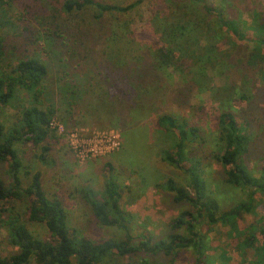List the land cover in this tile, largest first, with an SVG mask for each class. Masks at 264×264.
<instances>
[{"label": "trees", "instance_id": "16d2710c", "mask_svg": "<svg viewBox=\"0 0 264 264\" xmlns=\"http://www.w3.org/2000/svg\"><path fill=\"white\" fill-rule=\"evenodd\" d=\"M20 1L23 10L16 15L12 9ZM27 1L0 0V233L5 232L6 241L16 249L9 256L0 254V264H106L110 258L123 260L141 255L162 257L167 260L166 264H176L190 251L194 253L195 264H264V219L259 227L244 223L245 215L255 214L264 205L261 204L264 171L254 176L247 170L245 156L253 138L231 113L226 112L229 108L217 115L221 146L213 159L224 172V184L245 192V200L228 212L221 210L202 178L198 153L202 138L197 123L185 115L162 113L157 117L158 133L167 139L172 137L173 141L160 159L189 179V187L179 186L173 178H168L164 185L163 182L155 185L171 195L173 203H187V209L171 220L168 233L160 238L144 232L134 235L128 225L131 219L126 218L121 206L125 191L107 180L102 190L85 185L78 194L89 211L92 224L117 229L124 239L96 242L80 235L71 226L62 197L45 190L43 172H33L26 166L18 150L21 146H30L34 159L46 168H53L56 161L52 153L63 141L50 123L56 119L67 129L71 128L70 124L75 128L72 117L60 116L68 108L62 110L55 102L56 93L50 89L46 59L57 55L59 60H68L70 48L74 46L83 47H77L80 54H88L84 47L93 51L95 37L93 35L94 39L90 40V29L81 36L85 27L78 24L77 18L94 13L89 24L88 18H83V22L95 27L105 26L103 22L108 14L131 15L145 0L126 5L105 0ZM207 1L154 0L151 8L155 13L152 12L147 23L148 33L145 31L147 36L151 33L153 43L145 44L151 37H146L144 43L143 39L132 42L134 47L126 46L125 55L120 59L118 54L123 48L116 43L123 39L113 41L115 44L106 43L110 87L118 89L122 85L135 95L128 114L138 105L141 109L147 107L143 100L152 99V90L161 89L159 72L172 70L169 71L172 74L186 67L194 73L193 82L187 87L192 91L197 86L201 98L203 93L212 95L222 90H216L205 78L210 73L220 77L227 75L235 67L231 60L234 51L240 42H249L250 38L240 28L244 25L246 29V23L236 20L233 9L216 8ZM113 27L105 29L108 37H118V29ZM77 28L79 30L73 32ZM47 43H53L51 55L45 46ZM225 81H228L226 76ZM229 91L233 89H227ZM97 93L93 104L95 114L105 116L111 105L110 95L107 91ZM75 94L72 92L68 98V113L74 110ZM103 97L104 102L101 101ZM156 98L158 95L152 100ZM124 115L118 112L117 118L125 120ZM118 127L122 131L123 126ZM219 222L231 231L228 244L232 252L222 248L217 240H213L214 246L210 245L202 231L204 226L211 231ZM32 225H43L47 237L38 238L30 228ZM215 246L221 253H216ZM248 249L254 253L246 263ZM213 251L217 257L212 255ZM139 264L150 262L144 259Z\"/></svg>", "mask_w": 264, "mask_h": 264}, {"label": "rangeland", "instance_id": "374dc122", "mask_svg": "<svg viewBox=\"0 0 264 264\" xmlns=\"http://www.w3.org/2000/svg\"><path fill=\"white\" fill-rule=\"evenodd\" d=\"M105 1L126 5L136 0ZM25 2L29 1L25 0ZM152 2L154 3V0H145L128 16L117 17L108 14L106 21L103 22L105 26L88 25L94 13L87 16L82 15L83 17L77 18L78 24L85 27V32L81 36L86 32L89 33L90 29V33H92L90 40L95 37L93 51L89 49L90 47H84L88 54H80L82 52L77 50L78 46H74L73 49L70 48L71 55L68 60H59L57 55L46 59L50 69L51 84L49 85L50 89L56 93L57 106L62 107V110H65L66 107L69 109L67 101L70 99L68 100V98L72 92H76L74 110L68 113L67 109L65 114L60 115L62 118L63 115L73 118L75 128H72L69 123L70 129L89 134L94 131L117 130L122 135L121 150L118 153L115 152L80 164L62 139L63 142L58 144L52 153L56 166L46 168L33 158L30 146L18 148L19 155L26 166H29L33 172H43L45 190L49 194L62 197L70 215L71 226L80 235L87 236L96 242L119 241L124 239V236L117 229L103 228L90 222L89 211L78 194L85 185L102 190L105 186L104 182L107 180V182L113 181L122 187L125 194H123L121 206L125 211L126 218L131 219L128 225L134 235L144 232L152 237L160 238L168 233V225L171 220L181 211L187 209L186 202L175 204L171 195L155 188L157 182H163L164 185L168 178H173L179 186L189 187L187 176L160 159L164 158L168 144L173 141L172 137L168 140L166 136L158 133L157 117L162 113L185 115L197 123L202 138L198 151L202 178L207 184L208 193L217 200L221 210L230 211L239 201L245 200L246 193L239 188L224 184V172L213 159V154L221 146L217 132V115L219 113L229 108L226 112L231 113L237 123L243 126L253 138L245 156L247 170L254 176H260L264 171V0L207 1L216 8L224 6L233 9L232 11L236 12L234 14H237L236 20L246 23V29L244 25H240V28L250 38L249 42H240L234 51L231 60L235 67L231 68L227 75L225 74L228 79L227 83L225 76L220 77L210 73V76L205 78L216 90L222 89L220 92L215 91L212 95L203 93L201 98L200 94L198 96L199 88L197 86L191 91L187 86L192 84L191 79L194 78V73L186 70V67L180 68L179 71L172 74L169 72L172 70H169L168 73L159 72L162 82L158 86L161 89L151 92L154 96L152 99L157 95L158 98L152 100L148 97L143 100L148 105L147 107L141 109V106L138 105L128 114L129 109L133 107L135 95L131 89L124 88L122 85H119L118 89L110 87L106 43L111 44L115 40L123 39L116 43L118 47L123 48L118 54L119 59L124 57L126 46H133L132 42L138 43L140 39H143L142 43H144L146 37H151L145 44L153 43L151 33L149 36L145 35L146 30L148 33L147 23L152 12L155 13L151 8ZM15 5L16 7L12 11L19 15L23 10L22 1ZM224 15L228 17V13ZM83 18H88V24L83 22ZM107 24L115 26L112 29H118L119 38L108 37V30H105L108 29ZM77 30L79 29L77 28L73 32ZM52 45L53 43L45 44L50 55ZM78 48L83 47L79 46ZM227 89H233V91L227 92ZM106 91L111 99V105H108L109 112L105 116L103 113L96 115L94 109L96 107L93 104L98 95L97 92L104 94ZM101 101L104 102L105 98L103 97ZM97 108L100 107L97 105ZM197 108L201 110L198 109L196 114ZM118 112L125 114V120L120 121L117 118ZM118 125L123 126L122 131ZM261 204H264V198H261ZM21 206L23 207V205ZM23 208L19 210L23 212ZM263 219L264 205L258 208L255 214L245 215L244 223L245 226L256 225L259 227ZM221 224L219 222L211 228V231L207 226H204L202 231L208 237L210 245H213V240H217V244L220 241L222 248L232 252L233 248L228 244L231 231ZM30 228L38 238L45 239L47 237V231L43 225H32ZM5 237V232L0 233V254L9 256L15 253L16 249L8 244ZM215 249L217 250V246ZM216 253L219 254L221 251L217 250ZM253 253L251 249L247 250L246 263H249ZM212 255H215V251ZM215 257L217 256L215 255ZM144 259L149 260L150 264L167 263V260L162 257L151 258L141 255L123 260L110 258L106 264H139ZM176 264H195L194 253L190 251L184 254ZM215 264L220 263L215 262Z\"/></svg>", "mask_w": 264, "mask_h": 264}, {"label": "built area", "instance_id": "2783aa9c", "mask_svg": "<svg viewBox=\"0 0 264 264\" xmlns=\"http://www.w3.org/2000/svg\"><path fill=\"white\" fill-rule=\"evenodd\" d=\"M50 127L65 141L80 164L111 155L120 151L122 147V136L117 130L82 133L78 130L67 129L56 119L50 123Z\"/></svg>", "mask_w": 264, "mask_h": 264}]
</instances>
